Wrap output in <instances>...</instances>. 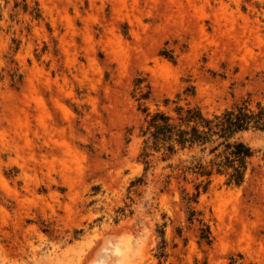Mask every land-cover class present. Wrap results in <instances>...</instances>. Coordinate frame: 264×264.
Here are the masks:
<instances>
[{
	"label": "rangeland",
	"instance_id": "rangeland-1",
	"mask_svg": "<svg viewBox=\"0 0 264 264\" xmlns=\"http://www.w3.org/2000/svg\"><path fill=\"white\" fill-rule=\"evenodd\" d=\"M35 1L39 20L0 0V264H159L161 229V264H264L263 135L192 222L198 181L139 157L143 107L264 104V0Z\"/></svg>",
	"mask_w": 264,
	"mask_h": 264
},
{
	"label": "trees",
	"instance_id": "trees-1",
	"mask_svg": "<svg viewBox=\"0 0 264 264\" xmlns=\"http://www.w3.org/2000/svg\"><path fill=\"white\" fill-rule=\"evenodd\" d=\"M17 9L28 13L34 20L41 19V11L35 0H13V10ZM148 97L149 92L141 93L137 100H147ZM168 103L166 100L165 105ZM172 103L174 107L171 112H150L143 107L144 123L140 128L142 147L139 157L146 173L151 167L150 157L159 154L160 161L166 163L163 170L169 171L165 181L167 185L171 177L188 182L191 176L198 181L194 184L195 193H184L182 197L187 207L188 221L192 222L195 211L191 204L197 203L198 197L208 190L215 176H223L227 185L238 187L243 184L248 172L253 170L251 162L256 151L243 136H264V104L253 102L248 97L220 113L207 116L198 107L180 104L179 99ZM261 160L264 165V152ZM140 181L141 178L136 179L130 186ZM157 233L160 242L155 255L161 264V259L166 255V244L163 230ZM200 239L207 244L211 242L207 226L201 228ZM229 264L236 262L231 258Z\"/></svg>",
	"mask_w": 264,
	"mask_h": 264
}]
</instances>
